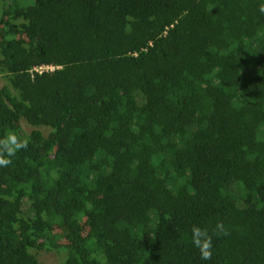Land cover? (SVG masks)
<instances>
[{
  "label": "trees",
  "instance_id": "16d2710c",
  "mask_svg": "<svg viewBox=\"0 0 264 264\" xmlns=\"http://www.w3.org/2000/svg\"><path fill=\"white\" fill-rule=\"evenodd\" d=\"M186 2L202 26L182 25ZM261 6L0 0V136L30 141L0 167V264H43V250L63 264H264ZM174 33L183 49L168 64L156 53ZM87 38L127 46L117 76L102 50L75 54ZM46 63L62 69L34 71ZM221 221L229 235L202 260L191 228Z\"/></svg>",
  "mask_w": 264,
  "mask_h": 264
},
{
  "label": "rangeland",
  "instance_id": "374dc122",
  "mask_svg": "<svg viewBox=\"0 0 264 264\" xmlns=\"http://www.w3.org/2000/svg\"><path fill=\"white\" fill-rule=\"evenodd\" d=\"M180 20L184 23L182 24L183 26L186 27H200L203 25V17L202 14L200 12L199 7L194 3V2H186V5L183 7V11L181 12L180 15ZM103 38V37H101ZM85 44V45H84ZM82 47H79L78 50L75 52V54L80 55V57H88L92 58L95 56L96 53H98V50H102L100 47L103 46V43L101 41H99L98 39H94L92 41H90V39L87 38L86 43H84ZM159 49L156 53V57H158L159 59H161V55L163 57V51L166 49V53H168L167 56H165L164 61L167 62L168 64H172L173 63V59L181 52V50L183 49V40H182V36H180V34L174 33L171 35H168L165 38V41L163 42V44L158 45ZM105 50H102L103 53H101L100 55L98 54V56L103 59L105 62V65H107L109 68V71L111 74H113L114 76H117V70H115L116 67H113L111 65H114L117 63V67L120 65L119 61V57L121 58V56H119L120 51L123 50L124 48L127 49V46L125 45L124 47H119V49L114 48H108L105 47ZM119 52V53H118ZM161 53V55H160ZM137 55V54H135ZM86 59V60H87ZM109 59V61H107ZM85 60V62H86ZM75 61L77 60H72L71 64H74ZM140 63H143V66L141 67V69H145L146 67V63H144L142 60H139ZM24 65V64H23ZM73 66V65H72ZM119 68V67H118ZM62 69V65H52L50 63H46L43 64L39 67H34V71H36L38 74H43V73H54L56 71H59ZM72 71L73 68H71ZM75 75V73H74ZM69 80L72 81V74L69 76ZM4 84V80L2 77H0V87ZM41 84L46 85L47 82L46 81H42ZM65 87L70 88V89H74L73 88V84H71L68 80L67 82H65ZM48 92L47 89H45V93L43 95H45ZM79 98V96H78ZM49 102V99H48ZM21 126L22 129L25 132H29L34 128H39L41 129L45 134L48 132V128L45 126H41V127H35L30 125L29 123H27L26 119H22L21 121ZM108 205L111 209V212L113 213H117L116 207L119 205V199L117 197H111L109 199ZM11 211V208H6V213L8 214ZM162 245H166V241L162 242ZM167 246V245H166ZM39 260L41 262H43V264H63V256H62V252L60 251H56V250H49V251H41L38 254ZM8 258V256L2 255L0 260H6Z\"/></svg>",
  "mask_w": 264,
  "mask_h": 264
},
{
  "label": "clouds",
  "instance_id": "9594fccd",
  "mask_svg": "<svg viewBox=\"0 0 264 264\" xmlns=\"http://www.w3.org/2000/svg\"><path fill=\"white\" fill-rule=\"evenodd\" d=\"M264 12V6L260 8ZM29 138L21 135L14 130H8L3 136H0V167H8L13 163V157L21 150H26L29 145ZM227 236L229 232L224 223L217 222L215 227L209 231L193 225L191 228V243L198 249L202 260H211L213 255V236Z\"/></svg>",
  "mask_w": 264,
  "mask_h": 264
}]
</instances>
